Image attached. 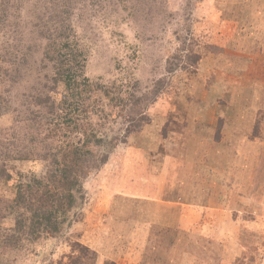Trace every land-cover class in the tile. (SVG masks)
<instances>
[{
	"label": "rangeland",
	"instance_id": "374dc122",
	"mask_svg": "<svg viewBox=\"0 0 264 264\" xmlns=\"http://www.w3.org/2000/svg\"><path fill=\"white\" fill-rule=\"evenodd\" d=\"M52 28L78 38L87 76L139 89L148 116L93 114L99 152L112 151L83 181L79 220L36 239L26 209L2 215L0 264H264V0H0L10 68L0 85L11 106L24 108L46 81ZM246 71L263 82L261 95L236 83ZM220 80L233 91L207 98ZM5 170L13 179H0V197L47 164Z\"/></svg>",
	"mask_w": 264,
	"mask_h": 264
},
{
	"label": "trees",
	"instance_id": "16d2710c",
	"mask_svg": "<svg viewBox=\"0 0 264 264\" xmlns=\"http://www.w3.org/2000/svg\"><path fill=\"white\" fill-rule=\"evenodd\" d=\"M66 32L63 28L61 32L57 28L45 30L46 81L30 92L24 108L11 106L0 85V119L11 116L7 127L0 123V179H13L5 170L7 163L41 159L47 164L44 174H18L11 196L0 197L6 200L0 217L26 209L30 213L28 233L36 239L42 233H61L66 224L79 220L74 215L78 194L84 197L83 181L106 162L112 151L99 152V147L106 144L91 121L93 114L104 117L99 121L116 119L120 112L131 121H145L148 116V100L139 94V89L113 82L109 85L86 75L84 49L77 37ZM6 53L9 54L0 49V77L4 78L10 70ZM194 55L198 66L202 55L196 51ZM58 86L64 92L55 100L53 93ZM93 93L99 96H92ZM23 217V213L14 217L22 229ZM12 261L5 264H13Z\"/></svg>",
	"mask_w": 264,
	"mask_h": 264
},
{
	"label": "crops",
	"instance_id": "0c3cea01",
	"mask_svg": "<svg viewBox=\"0 0 264 264\" xmlns=\"http://www.w3.org/2000/svg\"><path fill=\"white\" fill-rule=\"evenodd\" d=\"M244 74V73H243ZM246 74H249V72L248 71H246L245 72V77H244V79H242V78H240V80L239 79H237L235 82L236 83H239L240 85H244L246 88H249V89H254V90H256L255 91V93H254V96L257 94V90H260V95H261V93H262V84H263V82H260V81H257L256 79H254V78H251V79H247V75ZM238 75V74H237ZM239 77V76H238ZM218 79H221L220 78V76L218 75ZM247 80H249V81H247ZM231 82H229V80H228V82H223L222 80H220L218 83H216L215 85H214V87H210V88H207L206 89V97L207 98H211L212 97V94L214 93V91L215 90H217V88L221 91V90H226V89H229V91H233V89H232V84H230ZM246 84V85H245ZM222 87V88H221ZM235 87H238V86H235ZM230 89H232V90H230ZM225 92V91H224ZM254 92V91H253ZM252 92V93H253ZM230 94H233L232 92H230ZM219 95V94H218ZM263 95H264V93H263ZM264 102V101H263ZM255 103H257L256 101H255ZM259 103V102H258ZM264 104V103H263ZM199 119H201L200 117H199ZM137 166H139L138 164H137ZM137 166H133L135 169H138L137 168ZM139 176H140V174H139Z\"/></svg>",
	"mask_w": 264,
	"mask_h": 264
}]
</instances>
